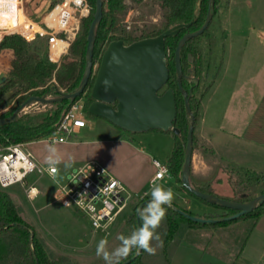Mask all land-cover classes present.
Wrapping results in <instances>:
<instances>
[{
	"label": "rangeland",
	"instance_id": "1",
	"mask_svg": "<svg viewBox=\"0 0 264 264\" xmlns=\"http://www.w3.org/2000/svg\"><path fill=\"white\" fill-rule=\"evenodd\" d=\"M18 1L12 0L11 10L0 8V29H14L19 25L20 21H23V18L26 21V26L22 27L23 32L27 35H33L35 31L29 30L30 27L36 30V26L27 21L31 12L26 11L24 16V12L18 11L16 9ZM40 1L39 12L41 13L49 0ZM63 1L56 0L53 3L52 9ZM219 1L221 2V6L218 15L211 22L208 32L201 35L200 38L198 37L199 39L197 40V45L202 50L206 69L201 76V86L196 95V100L202 101L203 92L206 91L210 84L212 85L214 82L216 84L210 94L206 95L205 93L203 108L200 104L199 120L196 126L197 141L194 152L198 151L201 153L209 166L206 169L202 162L197 161L198 164H202L205 170L213 172V175L207 178L206 184H211L213 189L219 194L226 193L227 191L228 194H231L230 191L232 190H240L238 184L242 177L241 174L236 172L237 170L234 169V165L250 169L240 165L238 162L251 163V161H254V156H258L254 149L256 148L255 150L260 152V149L264 148V80L258 76L251 75L254 72V67H256V62L259 61L261 67L264 65V47L256 46L255 44L249 47V43L246 46L243 42L244 47L241 46L243 51L238 46L235 48L231 64H227V60L223 63L225 55L224 29L228 16L226 1L234 3V6L238 4L237 6L240 8V13H233L232 23L240 21V24L244 25L251 24L254 21L253 19L251 20L250 13H252V8H249L248 2L257 1ZM126 4L127 9L116 14L115 25L112 29L117 34L124 32L125 36L131 34L139 37L145 33L162 29L164 25V12L153 0H144L141 3L127 0ZM255 5L256 3L253 6L255 7ZM31 6L28 1L26 8L31 11L33 9ZM63 10H70L68 3L60 6L54 15ZM77 19H79V14H77ZM81 20L79 29L77 27H69L68 37L72 36L73 33H77V36L79 35L81 32ZM126 21L131 22L132 29L129 31L131 33L126 30ZM74 22L77 23V21L71 19V26ZM260 25L264 26V20L260 21ZM11 35L20 34L16 32L6 34L3 39ZM77 36L73 38L74 40L69 41L67 34L61 32L54 38L37 37L30 42L34 45L43 46L45 50H48L50 57L52 41L54 49L56 44L55 39L57 38L69 41L70 48ZM106 43L101 44L104 51L108 46ZM126 43L130 44L129 41H126ZM59 47L60 45H58V51ZM69 48L57 62L59 65L69 55ZM170 54L169 51V56ZM15 60L16 55L14 51L3 48L0 44V74L5 73L9 76ZM100 61L101 59H98L95 62L97 65L95 66V72L99 67ZM242 62L243 64H241ZM223 64H225L226 68L221 74L220 69L224 66ZM92 83L93 80L90 86ZM164 90H166V87ZM61 91L62 93H67L63 89ZM10 92L15 91L12 90ZM14 96L6 98H13V100L6 107L0 108V118L6 117L5 114H8L14 108L17 109L26 101L22 100L19 103L17 101L19 97L14 98ZM46 97L57 98L52 95ZM82 104L85 106V97L73 106ZM56 108L55 104H35L20 115L22 118L20 125L35 126L41 124ZM205 109H208V116L203 121L202 116ZM65 110L66 108L62 112ZM219 119L223 122L224 126L230 120L235 122L232 131L236 133V136L221 133L223 135H220L226 137L227 141L220 138L221 143L219 145V148L225 154H229L228 157H232L233 159H220L215 152L213 154L211 151L213 149L207 147L201 141L199 135L200 125L203 122L206 125H210V123L216 122ZM86 120L88 121V126L83 128L79 134L72 136L68 143L52 144L41 139L27 144L28 150L44 166H47L45 157L48 154L47 146L50 144L57 147L65 162L68 161L69 157L72 158V166L70 168H65L64 163L59 165L57 181H54L47 174L33 175L23 184H17L6 190L0 189L1 192L7 193L13 199L16 206L20 208L22 218L34 229L35 235L44 243L47 252L56 264H105L102 258L96 256L98 242L101 239H106L110 250L117 247L120 243L117 237L128 233L126 221L139 204L141 200L139 196L147 192L148 197L151 199L150 192L153 184L150 181L147 184H143L142 188L139 187V189L135 190L128 186L129 192L133 196L129 208L106 232L94 230L81 214L71 208L64 207L54 200L56 188L58 185L67 182L68 175L75 168L84 164V161L96 160L113 176L117 177V179L119 175H124L129 180H133L138 176V173V179H142L143 177L152 178L156 173V168L153 166L151 156H156L160 161L165 162L172 155L175 146V137L172 133L148 131L134 134L119 129L103 118H91L86 114ZM246 125L248 126L247 128H245ZM120 135H122L123 140L128 139V145L121 142H109V140L116 139ZM243 140L247 142L245 143ZM72 142H77L79 145L74 146ZM256 143L258 145H255ZM242 144H247L248 146L244 148ZM234 159L238 160V162H235L236 160ZM155 183L164 186L166 189H171L175 195L173 201L175 203L182 205L183 201L181 198H183V194L192 199L193 202H196L191 210H188L185 205L183 207L179 206L184 210L191 211L199 216L215 212L222 214L218 209L205 205L188 194L179 191L180 184H177L171 176L166 177L162 182ZM32 187L37 188L39 192V195L34 200L29 197ZM262 191V188L258 187L252 192V196L255 198L262 194ZM173 206L177 207L174 203ZM158 231L162 235L164 247L166 229L163 227V223ZM163 247L158 248L155 255L142 252L144 263L166 264L167 260H169V264H264V217L258 221L255 218H240L223 226L190 227L186 225L181 229V233L177 239L168 246V255Z\"/></svg>",
	"mask_w": 264,
	"mask_h": 264
},
{
	"label": "trees",
	"instance_id": "2",
	"mask_svg": "<svg viewBox=\"0 0 264 264\" xmlns=\"http://www.w3.org/2000/svg\"><path fill=\"white\" fill-rule=\"evenodd\" d=\"M86 1L90 6V15L88 17L82 18L81 32L77 36L76 40L71 44L69 48V55L63 59L60 65L50 59L48 50H45L43 46L34 45L20 35H11L3 39L1 43L2 47L13 50L16 55V60L13 62L12 70L10 72L8 80L5 83L4 88L0 91V108L6 107L13 100V98H5V95L12 90L15 91L14 98L19 97L17 101H19L20 103L22 100H27L30 96L44 97L52 95L59 97L62 94V89L67 93H72L78 88L85 68L87 37L96 6L95 0ZM126 1L127 0H103L104 17L96 32L94 62H96L98 59H101V56L103 54L102 52L104 51V48H102L101 44H104L108 38L109 41L107 44L114 40H123L125 42L129 41V43H132L141 39L156 37L176 25L189 24L192 21H194L193 28L198 29L204 24L206 20L209 6V0H153L164 12V25L162 29L148 32L143 34L142 36L137 37L131 34L125 36L124 32L117 34L112 29L115 25L116 14L127 9ZM133 1L141 3L144 0ZM228 5L229 2L226 1V7H228ZM220 6L221 2L219 0H215L213 19L218 15ZM110 19L113 20V25L111 28H109ZM208 30L209 28L205 31V33H207ZM176 44L177 41L174 37H169L166 39V53L168 57L169 68L172 73L168 81L167 88H171L173 87V85L176 86L173 76V59ZM53 51L54 48L51 47V54ZM169 51L171 53L170 56H168ZM197 55V66L200 70V75L201 73L203 74V71L205 69L202 50L198 51ZM93 83L91 84V86L89 84L87 92L84 96L86 99L84 112L91 118H94V116L88 113V107L92 102L91 88L93 86ZM209 88L210 87H208L206 91L203 92L202 97H204ZM78 101L79 99H77L75 102L63 101L61 103L55 104L57 107L56 110L50 113L41 124L35 126H21V117L16 122L1 126L0 148L4 149L8 146L18 143H30L39 141L53 134L57 129L62 115ZM177 102V109L179 108V110L173 126L181 131V135L176 136L172 131L167 132L172 133L175 137V146L172 155L166 162L169 167L171 177L177 184H180L179 191L188 194L189 196L201 201L202 203L210 207L218 209V211H221L222 214L215 212L208 213L205 216H199L191 211L184 210L179 206H177V208L190 215L199 216L205 219H217L231 216L236 213L235 210L221 208L217 205L209 204L204 200L195 197L193 194L188 192L185 187L182 186L181 173L185 160V144L187 141L189 123L186 119V111L183 99L181 100V102L178 99ZM190 103L196 117L194 132L195 149L197 141L196 126L199 120V109L201 101H197L195 98H193ZM65 108L66 110L62 112ZM15 110L16 109L14 108L10 112H8V114H5L6 117L12 115ZM211 151L214 154V151ZM234 166V169L237 170L236 172L241 174L242 176L238 184L240 187L239 191L232 190L230 191L231 194H228V191L226 193L219 194L213 189L211 184H204L200 187H197V189L222 199L238 202H247L252 200L254 198L252 196V192L258 187L262 188V194L264 193V173H258L253 170L236 165ZM149 200L150 197L141 199L139 204L135 207L133 214L128 217L126 221L128 233L125 234L126 236L130 235L131 232L136 227H138L137 209L143 207ZM263 217L264 204L258 206L257 209H255L253 212L241 218H255L258 221ZM229 223L231 222L220 224L195 223L171 207L167 210V216L165 221L163 222V227L166 229L164 240L165 244L163 249H165V252H167V250L169 249L168 246L177 239V237L181 233V229L186 225H189L190 227H209L217 225L223 226L228 225ZM142 252L143 251H141L140 255H136L135 252H133L127 258V260L122 261L121 264H146L143 261ZM0 264H56L51 259L50 254L47 252L44 243L41 242L35 235L34 229L22 218L20 208L16 206L13 199L7 193L1 191ZM166 264H169V260H167Z\"/></svg>",
	"mask_w": 264,
	"mask_h": 264
},
{
	"label": "water",
	"instance_id": "3",
	"mask_svg": "<svg viewBox=\"0 0 264 264\" xmlns=\"http://www.w3.org/2000/svg\"><path fill=\"white\" fill-rule=\"evenodd\" d=\"M95 13L87 37L85 68L78 88L72 93H62L57 98L46 96H30L12 115L0 118V127L16 122L23 110L32 104H57L63 101L75 102L81 100L89 84L94 80L91 88L92 102L88 113L96 118H103L111 124L129 133H144L148 131H172L180 136L181 131L173 126L178 109L173 89L164 90L170 79L167 64L166 39L177 36L189 24L176 25L156 37L141 39L130 44L123 40H114L104 51L99 67L95 72L94 50L96 32L101 24L103 0H95ZM215 0H209L208 13L204 24L195 32L184 35L175 50V71L178 88L186 94L182 84L183 67L181 52L185 44L205 33L213 20ZM9 76L0 74V91L4 88ZM105 81L108 82L106 90ZM192 92V90H190ZM14 96L9 92L5 98ZM186 114L189 118L187 141L185 144V160L181 173V183L188 192L205 202L221 208L235 210L236 213L217 219H205L190 215L172 205L176 211L191 221L200 224H220L232 222L250 214L258 206L264 204V193L247 202L231 201L208 194L195 188L191 183V167L194 153L195 114L190 105L189 96L185 95ZM138 226L140 221L138 219Z\"/></svg>",
	"mask_w": 264,
	"mask_h": 264
},
{
	"label": "built area",
	"instance_id": "4",
	"mask_svg": "<svg viewBox=\"0 0 264 264\" xmlns=\"http://www.w3.org/2000/svg\"><path fill=\"white\" fill-rule=\"evenodd\" d=\"M55 1L49 0L46 7L40 13V0H36L33 4L31 3L33 8L31 11L26 8L28 4L27 0H19L16 9L24 12V16L26 11L31 12L27 21L37 25L43 31L40 33L34 32L31 38H29L23 32L24 30H22V27L26 23L22 18L23 21H20L19 25L14 29H0V44L4 35L15 32L29 41L37 37L54 38L61 32L66 33L68 38L69 29L71 27H77L79 29L80 20L88 17L90 14V6L86 0H64L52 9ZM66 3L69 4L70 10H63L54 15L56 10ZM77 14H79V19H77ZM71 19L77 21V23L74 22L75 26L74 24L71 26ZM125 24L126 30L128 32L131 31V22L126 21ZM68 40L72 41L69 38ZM95 66L97 65L95 64ZM31 106L25 108L22 113L27 111ZM87 126L88 121L86 120L84 105L73 106L62 115L56 131L42 140L52 144H65L69 142L72 136L79 134ZM27 144L18 143L4 149L0 148V189L6 190L17 184H23L33 175L47 174L52 178L47 166L38 162L35 156L28 150ZM153 164L156 168V173L151 184L171 176L166 162L154 159ZM38 195V189L32 187L29 193L30 199L34 200ZM148 196V193L144 192L139 198L144 199ZM54 200L64 207L71 208L81 214L94 230L106 232L129 208L133 196L127 186L113 176L98 161H89L75 168L68 175L65 184L58 185L54 192ZM96 225H100V227L97 228Z\"/></svg>",
	"mask_w": 264,
	"mask_h": 264
},
{
	"label": "crops",
	"instance_id": "5",
	"mask_svg": "<svg viewBox=\"0 0 264 264\" xmlns=\"http://www.w3.org/2000/svg\"><path fill=\"white\" fill-rule=\"evenodd\" d=\"M256 1L257 2H253V1L248 2L249 8H252V13H250L251 20L252 19L254 20L253 23L248 24V25L240 24L241 23L240 21H238L237 23H232L231 20L234 17L233 13L234 12L235 13L236 12L240 13V8H238V6H237L238 4L236 6H234L233 5L234 3L233 4L229 3V5H228V7L226 9V11H228V16L226 18V27L224 29V36H225L224 53H225V55H224L223 63H225L226 60H227V64L228 63L231 64V60L233 59L232 57L234 55L233 52H234L235 48H237V46H238L241 49V46L244 47V43H245V45L249 43L250 44L249 47L250 46H254V44L256 46L264 47V26L260 25V21L264 20V0H256ZM254 3H256L255 7L253 6ZM30 6H31V4H30ZM235 7H236V9H235ZM228 19H230V20L228 21ZM25 26H26V24H24V27ZM35 26H36V30H33V28L30 27L29 31H35V32H39V33L43 31L37 25H35ZM31 35L28 34L27 36H29V38H31ZM75 35H76V33H73V35L72 36L70 35L68 38L69 39H73L75 37ZM55 40H56L55 49H54V51L51 54V59L54 62H58L59 59L62 57V55L67 52V49L69 48L70 43L67 40H62V39H58V38L55 39ZM63 41H65L67 43V45H66L64 51L62 53H59V51L57 50L58 49V45H60L61 42H63ZM237 41H239L240 43L239 42L237 43ZM52 48H53V46H52ZM241 50L243 51V49H241ZM58 55H60V56H58ZM241 64H243V62ZM255 64H256V67H254V72L251 75L258 76L259 78H262L264 80V65L261 67L259 65L260 64L259 61L256 62ZM223 65L224 66H222L221 69H220V73L221 74L223 73L224 69L226 68L225 64H223ZM215 84H216V82H214V84H212L210 86V88L206 92V95L211 93V91L214 89ZM206 95H204V97H203V99L201 101V107L202 108L204 106L203 101H204V98H205ZM207 113H208V109H205L203 111V116H202L203 121L208 116ZM233 122L234 121L230 120V122H226L227 124L224 126L223 122H221L220 119H219L216 122L210 123V125H206L204 122L200 125V130H199L200 134L199 135H200L201 141L203 143H205L207 145V147H210L211 149H213L215 154H217V156L220 159H223V160H225V159H233L232 157H228L229 154H227V153L225 154L219 148L221 140L227 141V138L223 137L221 135H223V134L235 135L236 134L234 131H232V129H233L234 125H235V122L234 123ZM247 127L248 126L246 125L245 128H247ZM221 133H223V134H221ZM220 138H221V140H220ZM127 140L126 139L123 140L122 139V135H120L116 139L109 140V142H111V143L121 142V143H124V144L128 145L129 142H127ZM243 141H245V143L247 142L246 140H243ZM251 143H253V142H251ZM257 143L255 145H258ZM72 145L76 146V145H79V143L72 142ZM242 146H244V148H245L248 145L247 144H242ZM255 149H254V151L257 152L258 156H254V158H253L254 161H251V163H246L245 164L243 161H241V162L239 161L238 162V160H236V159H234V160H236L235 162H238L240 165L246 166V167L250 168L251 170H254L255 172L264 173V167H263L264 166V148H261V149L259 148L260 152H258ZM169 158L170 157H168V159ZM154 159H158L159 160L158 157L151 156L152 163H153ZM168 159L165 162H167ZM90 161H96V160H90ZM197 161L198 162H202L205 165L206 169L209 166L208 162H206V160L204 159V157L202 156L201 153H199L198 151L193 153L192 167H191V183H192V185L195 188L206 184L207 178H209L210 176L213 175L212 174L213 172H211V170H205V168L202 167V164L199 165ZM85 162H89V160L88 161H84L83 163H85ZM153 166H154V164H153ZM138 176H139V173H138ZM154 176L152 178H150V177L149 178H147V177L144 178L143 177L142 179H138L137 177H135L133 180H129L124 175H119L118 179L121 182H123L127 186L128 189L130 187V188L135 190V189H139V187L142 188L143 184H147V182H149V181L151 182L153 180ZM164 179L161 180V181H158V182H162V181H164ZM182 196H183V198H181V200L183 201L182 205H180L178 203H175V202H173V203L176 204L177 206H182V207L185 205L188 210H191L192 206L196 202H193L192 199L188 198V196H185L184 194ZM195 205H197V204H195Z\"/></svg>",
	"mask_w": 264,
	"mask_h": 264
},
{
	"label": "clouds",
	"instance_id": "6",
	"mask_svg": "<svg viewBox=\"0 0 264 264\" xmlns=\"http://www.w3.org/2000/svg\"><path fill=\"white\" fill-rule=\"evenodd\" d=\"M12 0H0V8L11 10ZM107 90L108 82L105 81ZM47 155L45 163L54 181H57L59 175V165L64 163L65 168L72 166V158L69 157L65 162L59 150L54 145L47 146ZM151 199L141 208L137 209V216L140 221L130 235H119V245L113 249H109L108 241L101 239L96 246V256L102 258L105 264H121L122 261L135 252L140 255L141 251L149 255H155L158 248L163 247L162 235L158 229L165 221L167 210L172 207L175 199L174 192L166 189L160 184L153 183L150 192ZM68 205V204H66ZM97 228L100 225H96Z\"/></svg>",
	"mask_w": 264,
	"mask_h": 264
},
{
	"label": "flooded vegetation",
	"instance_id": "7",
	"mask_svg": "<svg viewBox=\"0 0 264 264\" xmlns=\"http://www.w3.org/2000/svg\"><path fill=\"white\" fill-rule=\"evenodd\" d=\"M28 1L30 2V4L31 3L33 4V2L35 3L36 0H28ZM192 22H194V21H192ZM112 25H113V20L110 19L109 20V28H111ZM193 25H194V23L189 28L182 29L177 36H174L175 40L177 41L176 47L178 45V42L180 41V39L184 35H186L187 33L195 32V31H197L199 29V28L198 29H194ZM25 29L28 30L27 28H25ZM198 39L199 38L197 37L195 39L189 40L185 44V46L183 47L182 52H181L182 67H183L182 84H183V87L185 88L186 94L181 93L180 90L178 91L179 88H178V83H177V75H176V71H175V52H174V59H173V62H174L173 76H174V79H175L176 86L173 85V87H171V88H167V86H166V89H173L174 90L175 97H176V102H177L178 99H179L180 102L183 99L184 106H185V95L189 96L190 101L193 98L196 99V97H197L196 95H197L198 91L200 90V86H201V74L202 73L199 75V73H200L199 71L200 70L198 69L197 59H196L197 56H198L197 55L198 51H201V49L197 45V40ZM106 42H108V39H107ZM168 56H169V54H168ZM167 64H168V67H169L168 57H167ZM204 68L206 69V66ZM169 70H170V68H169ZM171 74L172 73H171V70H170V76H171ZM210 86H211V84L208 87H210ZM190 90H192V92H190ZM177 104H178V102H177ZM190 105H191V103H190ZM191 109H192V107H191ZM178 110H179V108H178ZM185 111H186V108H185ZM192 111H193V109H192ZM193 113H194V111H193ZM186 119H187V121L189 123V118H188L187 114H186Z\"/></svg>",
	"mask_w": 264,
	"mask_h": 264
},
{
	"label": "bare ground",
	"instance_id": "8",
	"mask_svg": "<svg viewBox=\"0 0 264 264\" xmlns=\"http://www.w3.org/2000/svg\"><path fill=\"white\" fill-rule=\"evenodd\" d=\"M67 43L65 41L61 42L60 47H59V53H62L66 47ZM60 56V55H58Z\"/></svg>",
	"mask_w": 264,
	"mask_h": 264
}]
</instances>
